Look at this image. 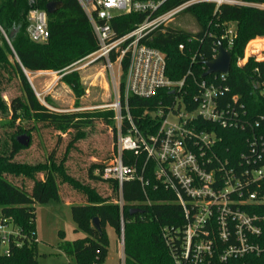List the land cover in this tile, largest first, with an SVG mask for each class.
<instances>
[{"label": "trees", "instance_id": "16d2710c", "mask_svg": "<svg viewBox=\"0 0 264 264\" xmlns=\"http://www.w3.org/2000/svg\"><path fill=\"white\" fill-rule=\"evenodd\" d=\"M186 1L189 0H174L172 5ZM241 1L264 3V0ZM52 2H60L63 7L55 14L48 15L50 37L45 44L34 43L27 35L28 14L34 9L46 11L47 5ZM214 12L215 7L211 4L192 7L186 14L193 17L197 33L190 34L182 29L165 27L154 33L145 44L165 55L167 76L170 80L181 81L190 72L184 90L185 101L188 102L194 95L199 94L201 81L213 80V76L204 77L207 72L205 64L214 60V49L219 43L227 47L220 38L225 29L234 24L236 39L230 50L232 66L224 83L231 93L227 95L226 101H230L232 96H240L247 119L254 122L264 117V61L250 58L244 66H239L238 61L244 58L245 49L250 42L256 39V42L263 41L259 38H264V11L222 6L217 14ZM141 21L142 17L139 15L119 17L113 21L112 27L121 37L133 31ZM0 27L4 32L3 34L0 31V74L17 77L22 90V97L14 99L10 108L0 97L3 115L7 116L1 118L2 128L14 129L20 121L31 122L35 126L44 124L62 134L72 130L80 133L91 127L95 121L105 120L117 132L115 112L112 110L94 113H57L49 110L41 104L24 74V71L29 74L62 71L97 51L93 29L77 0H0ZM182 45L184 51L180 50ZM254 51L257 54L260 49ZM66 81L75 93L79 91L77 75L67 76ZM172 102L173 96L166 90L159 91L151 99H129L130 113L143 136L157 134L159 121L152 114L165 110ZM198 125L208 130L212 128L210 124L205 125L202 122H198ZM128 127L127 123L123 125L124 133ZM18 130L16 134H25L32 138L30 131L22 127ZM218 133L221 139L219 149L223 156L232 154L238 157L246 152V132L219 129ZM258 135L264 138V121ZM17 138L15 134L12 135L11 148L6 143L0 144V222L8 220L6 224H11L18 232L17 236L10 235L9 255L1 251L0 237V264H38L36 206L59 201L58 178L62 184L72 186L86 197L84 205L71 206L76 232L84 233L86 238L62 246L67 256L76 258L77 264L105 263L109 252L106 227H112L120 236L122 218L125 264H173L162 229L182 225V209L173 203L174 196L171 193L163 188L155 190L153 166L145 173V178L150 181L145 189L137 181L125 183V206L120 211L118 205L110 203V197H103L94 188L71 177L65 167V160L59 165L52 158L48 163L38 165L15 162L21 151L26 150L17 142ZM141 161L142 159L137 161L131 154L125 153L126 164L138 163L141 170ZM39 173L45 174L43 180L36 179ZM8 177L29 179L34 184L28 191L15 186ZM92 178L104 183L113 195L118 194L117 183L104 181L99 176ZM259 192L261 196L264 195V184ZM248 209L264 212V204L253 205ZM134 210L141 212L133 214ZM96 218L100 221V230L93 227Z\"/></svg>", "mask_w": 264, "mask_h": 264}, {"label": "built area", "instance_id": "2783aa9c", "mask_svg": "<svg viewBox=\"0 0 264 264\" xmlns=\"http://www.w3.org/2000/svg\"><path fill=\"white\" fill-rule=\"evenodd\" d=\"M77 1L89 19L98 46L88 59L91 64L105 62L119 87L117 102L110 109L115 112L117 124L116 151L97 174L104 181L117 183L119 200L115 204L123 211L125 183L137 181L143 189L149 186L145 173L153 166L155 190L163 188L171 193L173 203L182 209L183 224L162 229L173 264H264V212L248 209L264 204V195L259 192L264 184V138L258 135L264 117L254 122L247 119L238 95L226 101L231 93L224 85L227 75L214 74L213 80L201 81L199 94L185 101L190 72L181 81L170 80L165 55L145 44L154 33L192 7L211 4L217 14L222 6L264 11V3L189 0L172 5L174 0ZM130 15L141 16V23L130 33L118 36L113 21ZM27 20L29 39L37 44L47 43L50 37L47 12L31 10ZM0 31L4 34L1 27ZM235 39L236 27L232 24L220 41L226 43L224 48L230 52ZM219 44L214 49V60ZM180 50L184 51L183 45ZM162 90L170 92L173 102L165 110L152 114L158 119L159 128L157 134L145 137L132 118L129 99H151ZM171 117L176 119L175 124H170ZM198 122L212 128L208 130ZM125 123L129 126L126 133ZM219 129L246 132V152L238 157L223 156ZM125 153L137 161L142 159L141 170L138 163L126 164ZM7 222H0L5 255H9L10 235H18L12 228L2 236L8 230ZM120 243L124 248L123 218Z\"/></svg>", "mask_w": 264, "mask_h": 264}, {"label": "rangeland", "instance_id": "374dc122", "mask_svg": "<svg viewBox=\"0 0 264 264\" xmlns=\"http://www.w3.org/2000/svg\"><path fill=\"white\" fill-rule=\"evenodd\" d=\"M167 27L182 29L190 34L197 33L194 19L189 14H182ZM263 41L250 42L244 53V58L238 61L239 66H244L250 58L256 61H264ZM256 49L260 51L256 54ZM78 61L67 69L58 72L27 73L32 79L33 91L41 104L49 110L57 113H94L109 111L115 105L119 95L112 71L107 64L99 61L91 64V59ZM77 75L80 89L77 93L67 83L66 77ZM0 97L10 108L14 99L22 97L21 84L17 77L0 74ZM124 82V78L122 79ZM49 100V104L47 102ZM0 102V123L3 115ZM12 115V114H11ZM11 116H9L10 118ZM8 118V119H9ZM170 124H175L176 119L171 117ZM115 125V124H114ZM117 126V124H116ZM22 127L31 132L29 147L15 158L20 164L38 165L46 164L52 158L56 164L66 161L65 167L68 174L81 182L97 190L103 197H110V203L119 200V192L113 195L108 187L94 180L97 174L113 157L118 142V131L112 124L105 120L95 121L94 124L83 129L80 133L72 130L62 134L44 125L20 122L14 129L0 126V144L5 143L12 147V135L16 137L25 134H16ZM29 137V136H28ZM45 174H37V180H43ZM15 186L30 191L34 182L25 178L8 177ZM59 184L60 199L48 205L36 206V238H37V263L38 264H77L75 257L67 256L62 250L65 243H73L86 237L82 232H76V225L72 219V205H84L86 197L68 184ZM13 226L10 224L2 236H6ZM109 240V252L104 264H125L124 248L120 243V236L115 229L106 227ZM2 252L5 247L2 246Z\"/></svg>", "mask_w": 264, "mask_h": 264}, {"label": "water", "instance_id": "95a60500", "mask_svg": "<svg viewBox=\"0 0 264 264\" xmlns=\"http://www.w3.org/2000/svg\"><path fill=\"white\" fill-rule=\"evenodd\" d=\"M63 7L62 3L60 2H52L46 7V12L48 15H53L56 12H58L61 8ZM13 37V34L11 35V38ZM207 68V72L205 73L204 77H209L214 74L218 75H228L231 66H232V55L231 53L226 50L222 44H219V50H218V56L215 60L208 62L205 64ZM24 74L27 78V81L31 88L33 89L32 83L27 75V72L24 71ZM17 142L22 146V147H29L30 145V137L27 135H23L17 138ZM140 210H134L132 211L133 214L140 213ZM93 227L97 230H100V221L99 219H94L93 221Z\"/></svg>", "mask_w": 264, "mask_h": 264}, {"label": "bare ground", "instance_id": "6f19581e", "mask_svg": "<svg viewBox=\"0 0 264 264\" xmlns=\"http://www.w3.org/2000/svg\"><path fill=\"white\" fill-rule=\"evenodd\" d=\"M30 79V81H31V83H32V79L31 78H29Z\"/></svg>", "mask_w": 264, "mask_h": 264}, {"label": "crops", "instance_id": "0c3cea01", "mask_svg": "<svg viewBox=\"0 0 264 264\" xmlns=\"http://www.w3.org/2000/svg\"><path fill=\"white\" fill-rule=\"evenodd\" d=\"M86 238V237H85ZM84 239V238H83Z\"/></svg>", "mask_w": 264, "mask_h": 264}]
</instances>
